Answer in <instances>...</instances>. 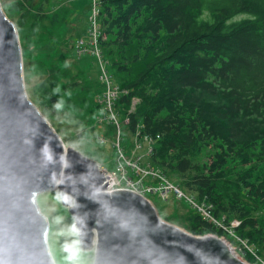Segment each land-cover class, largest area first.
<instances>
[{"label":"trees","instance_id":"trees-1","mask_svg":"<svg viewBox=\"0 0 264 264\" xmlns=\"http://www.w3.org/2000/svg\"><path fill=\"white\" fill-rule=\"evenodd\" d=\"M46 2L7 5V12L19 13L18 31L32 25L35 36L47 18ZM98 3L101 49L128 91L118 111L128 115L131 134L141 125L143 135L160 137L146 162L205 204L215 220L240 222L233 239L189 206L188 231L226 237L251 264L264 259V0ZM89 70L80 69L99 92ZM70 75L48 68L34 85L31 100L43 113L69 109L84 117L94 110L95 93L58 88ZM133 98L140 103L128 114Z\"/></svg>","mask_w":264,"mask_h":264},{"label":"water","instance_id":"water-1","mask_svg":"<svg viewBox=\"0 0 264 264\" xmlns=\"http://www.w3.org/2000/svg\"><path fill=\"white\" fill-rule=\"evenodd\" d=\"M15 24L0 0V264H56L37 202L55 189L93 264H248L223 238L163 221L144 196L108 192L97 162L71 147L28 95Z\"/></svg>","mask_w":264,"mask_h":264},{"label":"rangeland","instance_id":"rangeland-1","mask_svg":"<svg viewBox=\"0 0 264 264\" xmlns=\"http://www.w3.org/2000/svg\"><path fill=\"white\" fill-rule=\"evenodd\" d=\"M16 1L18 0H1L7 17L15 23L19 13L7 12V5ZM40 1L35 0V3ZM93 2L94 0H48L44 4L42 13L47 15V18L38 26L35 36H32V25H29L26 31H19V34L25 67V88L31 99L34 85L45 79L48 68L56 66L71 71V75L58 84L61 91L72 92L78 86L86 92L95 93L94 104L96 107L84 117L77 116L69 109L44 114L52 121L71 147L97 162L101 170L111 172L116 168L114 141L117 134L110 122L101 121L105 117L104 109L98 103V96L101 94L102 88L98 92L96 86L87 83L85 75L81 72L82 67L86 66L90 69L89 78L94 82L99 81L100 65L96 56H79L77 53V46L81 40L89 45V16L92 12ZM64 13H67V18L62 24H59V19ZM103 56L110 67V59L106 57L105 53ZM39 109L41 110L40 107ZM100 137H105L107 142L101 143ZM133 140V135L127 126L123 125L122 148L127 155L133 151ZM149 198L163 221L190 233L186 221L191 211L186 203L174 201L172 195L167 201L152 195ZM37 202L41 212L48 217L50 222L49 246L56 264H93L94 252L81 251L78 233L71 232L75 221L68 208L63 207L61 203V192L55 189L42 193L37 197ZM228 235L234 239L231 233ZM221 238L231 243L226 237ZM233 247L236 252L239 251L236 250L237 245ZM256 264H264V259L258 258Z\"/></svg>","mask_w":264,"mask_h":264},{"label":"built area","instance_id":"built-area-1","mask_svg":"<svg viewBox=\"0 0 264 264\" xmlns=\"http://www.w3.org/2000/svg\"><path fill=\"white\" fill-rule=\"evenodd\" d=\"M98 2L99 0H94L92 12L89 16V45H87L84 40H81V43L77 46V53L79 56L94 55L98 59L100 65L99 82L102 88V92L98 96V103L100 107H103L105 115L101 121L105 120L110 122L117 134L116 140L114 141L116 168L111 172L102 170L104 175L111 180V186L108 192L117 190L131 191L144 196L152 204L153 202L149 198L150 195L156 196L163 201H167L172 195L175 200L186 203L191 208L197 210L204 219L215 223L218 227L234 236V229L240 225L239 221L234 220L230 226H226L223 222L215 220L205 204L199 203L192 195L185 193L160 170L146 161L144 162L146 158L152 155L156 143L160 138L159 136L154 138L143 135L141 125L137 126L136 131L132 133L134 138L133 151L130 155L124 153L122 148V129L123 125L127 126L129 124V117L128 115L124 118L121 117L117 108V103L123 95L128 94V91L122 89L120 85L116 83L114 76L109 71V63L104 59L103 51L100 46L101 24ZM139 103V98H133L128 114L134 112ZM99 139L103 144L107 142L105 137H100ZM242 243L246 246V243ZM228 244L235 251L232 244Z\"/></svg>","mask_w":264,"mask_h":264},{"label":"clouds","instance_id":"clouds-1","mask_svg":"<svg viewBox=\"0 0 264 264\" xmlns=\"http://www.w3.org/2000/svg\"><path fill=\"white\" fill-rule=\"evenodd\" d=\"M46 158H47L48 160H51V156H47ZM71 232H72V233H78V230L76 229L75 225L72 226V228H71Z\"/></svg>","mask_w":264,"mask_h":264}]
</instances>
